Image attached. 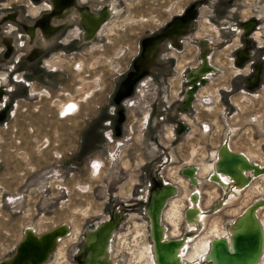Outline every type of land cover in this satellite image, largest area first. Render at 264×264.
Instances as JSON below:
<instances>
[{
  "label": "rangeland",
  "instance_id": "374dc122",
  "mask_svg": "<svg viewBox=\"0 0 264 264\" xmlns=\"http://www.w3.org/2000/svg\"><path fill=\"white\" fill-rule=\"evenodd\" d=\"M53 8L0 0V264L28 227L41 237L65 229L43 264H86L88 233L112 221V263L154 264L148 209L165 183L173 191L161 214L166 240L182 239L190 252L201 238L225 236L264 200V0ZM44 14L48 33L35 24ZM85 15L99 17L92 35ZM175 21L182 26L164 36ZM203 63L209 75L192 89L189 74ZM223 147L261 168L236 193L211 183ZM193 196L203 223L187 219ZM257 218L264 222V205ZM209 262L203 255L199 264Z\"/></svg>",
  "mask_w": 264,
  "mask_h": 264
},
{
  "label": "bare ground",
  "instance_id": "6f19581e",
  "mask_svg": "<svg viewBox=\"0 0 264 264\" xmlns=\"http://www.w3.org/2000/svg\"><path fill=\"white\" fill-rule=\"evenodd\" d=\"M93 30L94 29L91 31ZM152 45L153 44L151 43V46ZM209 67L210 66L207 63H204L203 68H199V70L195 69L191 72V88H197L196 81L201 79L204 72H209ZM191 95V91H189L187 95L188 106L192 97ZM66 104L73 107L74 103L69 101ZM69 106L61 109L60 113L69 112L71 108ZM215 157L217 158V163L209 165L212 169L211 183H220L223 189L228 190L230 193L238 192V190H241L248 183L249 173H254L255 176L261 173V168L257 165L251 164L244 154L233 151L229 148L223 147L219 149L215 152ZM207 168L208 167L204 166L202 171H206ZM193 172V169L187 168L188 175L184 177L188 179L189 176L193 182H196ZM164 187H170L169 190L165 188V195L166 198H168L173 192L172 186L165 183ZM229 199L230 197L227 196L228 201ZM232 199H234V197H232ZM260 201L261 200H257L252 206L246 207L240 214H238L232 220L230 228L225 236L217 235L213 237L211 242H207V239L203 240V238H201L199 243L195 244L193 250L188 252L186 250L187 243L184 240H166L164 228L161 225V214L168 201H166V199L161 201V198H157V201H153L148 209L151 225V238L154 244L153 252L156 262L155 263L153 260L154 264H188L187 262L185 263L184 257H186L187 260L192 261L191 264H199L203 255H206V258L211 261V264H216L213 254V246L218 241L224 243L227 247V250L225 251L220 247L216 249L217 258H220L224 264H264V222L261 223L258 220L259 218H257V212L261 206L264 205V200ZM189 207L190 209L186 214L188 221L190 223H195L196 221H201V223H203V220L198 217L200 211L195 196L192 197ZM170 213L175 217L179 212L175 209H171L169 211V214ZM117 219L118 216L116 215L115 220ZM115 225V221L109 222L106 225H98L88 233L84 246L85 251L88 253L86 264H115L112 263L107 252L108 240L114 232H112V230L115 228ZM55 232L49 231L46 234L44 233L45 235L42 234L43 237H41V235H37L28 227L22 237L25 238L24 243L17 248L19 255L13 259L17 252L16 249L13 257L9 261L7 260L5 264H32L30 259L34 261L35 264L45 263L50 257V250L53 249L54 251L58 245V236L65 235V229L63 227L57 229ZM146 249L148 250V247ZM148 264L152 263L149 261Z\"/></svg>",
  "mask_w": 264,
  "mask_h": 264
},
{
  "label": "flooded vegetation",
  "instance_id": "af4514ba",
  "mask_svg": "<svg viewBox=\"0 0 264 264\" xmlns=\"http://www.w3.org/2000/svg\"><path fill=\"white\" fill-rule=\"evenodd\" d=\"M65 1L67 2L68 0H51V2H53L54 3V8L53 9H55L56 10V12L57 13H60V12H62L64 9L62 8L60 11H59V9L61 8V6L65 3ZM73 2V1H72ZM75 4V3H74ZM73 4V5H74ZM59 11V12H58ZM69 13V12H68ZM49 18H50V15H48V14H44V15H42L41 17H39V18H37V19H35V24L38 26V27H40V30H41V28H42V26H43V28H44V31L43 32H46V33H48V31H49V24H48V26L47 25H45V23L46 22H48V20H49ZM46 19V22H43V24H42V26H41V24H40V21H43V20H45ZM51 19V18H50ZM84 21H85V25H86V29L88 30V33H89V35H92L94 32H95V29H96V23L98 22V20H99V17H95V16H89V15H85V17H84V19H83ZM86 21H88V22H86ZM180 26H182V25H180L179 23H177V21H175L166 31H165V34H164V36H170L171 35V33L173 32V31H175V30H178V27H180ZM92 29H94L93 31H91ZM42 32V31H41ZM30 33H32V37L34 38V26H32L31 27V29H30ZM42 38V37H41ZM153 44V43H152ZM152 46L150 45L149 46V48H151ZM8 48H9V50L11 51L12 50V46L11 45H9L8 46ZM204 67V63H203V66L202 67H200V68H203ZM197 70H199V67L197 68ZM192 73H190L189 74V77H191L192 75H191ZM209 75V72L208 71H206V72H204L203 74H202V76H208ZM202 83H204V82H202ZM192 89H196V88H192ZM191 94H192V92H191ZM190 103V102H189ZM188 106V105H187ZM165 189H164V186L162 187V190H161V194L159 195V197H158V199L159 198H161V201L162 200H164V199H166V201L168 200L167 198H166V195H165V192H166V190L164 191ZM169 198V197H168ZM160 203V202H159ZM86 252V251H85ZM15 254V253H14ZM12 258V257H11ZM10 258V259H11ZM10 259H8V261L10 260ZM6 263V262H5Z\"/></svg>",
  "mask_w": 264,
  "mask_h": 264
},
{
  "label": "water",
  "instance_id": "95a60500",
  "mask_svg": "<svg viewBox=\"0 0 264 264\" xmlns=\"http://www.w3.org/2000/svg\"><path fill=\"white\" fill-rule=\"evenodd\" d=\"M54 231H55V230H54ZM23 241H24V240H23ZM23 241L20 243V245L18 246V248L23 244ZM218 247H220V248L223 249L224 251L227 250V247H226V245H225L224 243H222V242H220V241H218V242H217L216 244H214V246H213V254H214V257H215V260H216V264H224V262H223L220 258H217L216 249H217ZM17 255H19L18 249H17L16 255L14 256L13 259H15V258L17 257ZM30 261H31L32 263L35 264V262L32 261L31 259H30ZM210 262H211V261H210ZM210 262H209V264H211ZM227 264H228V263H227ZM231 264H234V263H231Z\"/></svg>",
  "mask_w": 264,
  "mask_h": 264
},
{
  "label": "snow or ice",
  "instance_id": "6c2138e0",
  "mask_svg": "<svg viewBox=\"0 0 264 264\" xmlns=\"http://www.w3.org/2000/svg\"><path fill=\"white\" fill-rule=\"evenodd\" d=\"M69 107H71V106H69Z\"/></svg>",
  "mask_w": 264,
  "mask_h": 264
}]
</instances>
